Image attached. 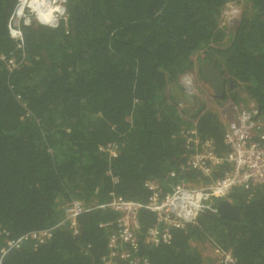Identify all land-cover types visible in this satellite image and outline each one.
Listing matches in <instances>:
<instances>
[{"label":"trees","instance_id":"1","mask_svg":"<svg viewBox=\"0 0 264 264\" xmlns=\"http://www.w3.org/2000/svg\"><path fill=\"white\" fill-rule=\"evenodd\" d=\"M227 1L240 0H70L57 28L24 29L27 64L10 70L0 61V227L9 234L0 236V249L7 238L55 223L70 200L90 205L113 193L145 201L147 180L165 192L195 180L197 172L181 170L191 119L201 139L224 152L215 108L200 104L189 115L177 107L185 100L179 79L195 69L196 53L204 54L199 64H216L226 77L223 99L213 95L217 104L246 95L264 114V0H241L243 16L228 33L218 24ZM15 3L0 0V55L15 50L7 34ZM109 144L116 157L100 151ZM231 200L241 221L203 214L175 230L169 245H142V253L152 264H224L196 245L210 239L236 264H264V186L238 188ZM117 217L84 214L78 234L59 230L3 264H103L109 231L99 225ZM142 224L143 231L150 224L146 213Z\"/></svg>","mask_w":264,"mask_h":264},{"label":"built area","instance_id":"2","mask_svg":"<svg viewBox=\"0 0 264 264\" xmlns=\"http://www.w3.org/2000/svg\"><path fill=\"white\" fill-rule=\"evenodd\" d=\"M70 0H16L7 21V34L14 44L15 50L9 54L0 55L10 70L19 69L27 64L28 52L25 44L24 29L35 25L57 28L61 22L68 20L67 6ZM48 2L50 14H40V6ZM244 11L243 1H227L220 12L219 29L227 33L234 30L240 23ZM187 71L179 79V87L185 93L201 98L207 108H215L219 112L220 121L224 127V152L219 153L211 139H201L198 131V119H191V127L183 131L185 146L189 153L183 172L195 171L198 177L193 181H180L172 185L167 192L158 180H147L144 188L148 192L145 201L129 200L122 196L111 194L106 202L85 204L73 199L64 205L62 218L52 225L40 230H34L17 238H7L0 249V264L5 257L15 250H21L26 245L38 248L53 238L54 234L68 229L73 235L78 234L79 218L93 211H111L118 214L114 221L100 224V228L109 231L106 252L102 257L103 264H152L149 257L142 253V245L155 248L169 245L175 230L185 229L196 224L200 215L218 214L219 202L228 200L233 204L231 195L238 188L250 190L264 186V114L253 101H236L227 98L220 105L211 97L210 103L205 99L196 84V67ZM206 91L211 89L206 84ZM178 110L192 115L196 108L185 100H179ZM100 151L110 157L117 156V146L109 144ZM185 156V155H184ZM185 157V158H186ZM221 172L215 179L214 174ZM175 172L168 176L174 178ZM146 213L150 224L143 231L142 214ZM6 235L1 230L0 236ZM215 253L224 264H236L231 250H224L215 244Z\"/></svg>","mask_w":264,"mask_h":264},{"label":"water","instance_id":"3","mask_svg":"<svg viewBox=\"0 0 264 264\" xmlns=\"http://www.w3.org/2000/svg\"><path fill=\"white\" fill-rule=\"evenodd\" d=\"M199 70L202 73L201 77L203 82L209 86L216 97L223 99L227 80L223 75L222 70L216 64H212L209 61L200 64ZM180 89L184 93V99L188 104L193 106H199L202 104L200 97L185 93V90L182 87H180ZM218 211L219 214L229 220L237 222L241 221V206L239 204H232L228 200H223L219 202Z\"/></svg>","mask_w":264,"mask_h":264},{"label":"rangeland","instance_id":"4","mask_svg":"<svg viewBox=\"0 0 264 264\" xmlns=\"http://www.w3.org/2000/svg\"><path fill=\"white\" fill-rule=\"evenodd\" d=\"M198 56H204L203 53H200V54H197ZM196 84L199 88V91L201 92L202 94V98L205 99V104H208L210 103V100H211V97L214 95L213 92H207L206 91V84L203 82V80H201L196 72ZM177 96L181 99V95L180 93L178 92L177 93ZM236 101H244V102H248L250 101V99L248 98V96L246 95H243L242 98L240 99H235ZM199 110L196 109L195 112H198ZM197 246H199V248L201 249V252L203 254V256L205 257H210V256H213V257H216L219 259V256L215 253V243L208 239L206 242H202V243H196Z\"/></svg>","mask_w":264,"mask_h":264},{"label":"bare ground","instance_id":"5","mask_svg":"<svg viewBox=\"0 0 264 264\" xmlns=\"http://www.w3.org/2000/svg\"><path fill=\"white\" fill-rule=\"evenodd\" d=\"M48 2H44L41 6H40V10H39V12H40V14H43V12L46 10V9H44V8H47L48 7ZM51 8H49L48 10H46V12L48 13V14H50V12H51Z\"/></svg>","mask_w":264,"mask_h":264},{"label":"clouds","instance_id":"6","mask_svg":"<svg viewBox=\"0 0 264 264\" xmlns=\"http://www.w3.org/2000/svg\"><path fill=\"white\" fill-rule=\"evenodd\" d=\"M14 9V8H13ZM206 62V61H205ZM204 63V62H203ZM200 64H202V63H200ZM199 63H198V67H199V65H200Z\"/></svg>","mask_w":264,"mask_h":264}]
</instances>
